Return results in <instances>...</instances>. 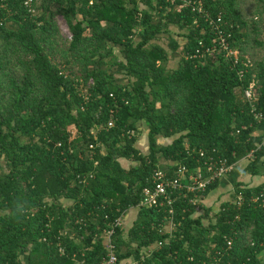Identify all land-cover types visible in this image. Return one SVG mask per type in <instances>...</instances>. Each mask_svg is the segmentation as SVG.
I'll use <instances>...</instances> for the list:
<instances>
[{"label": "trees", "instance_id": "obj_1", "mask_svg": "<svg viewBox=\"0 0 264 264\" xmlns=\"http://www.w3.org/2000/svg\"><path fill=\"white\" fill-rule=\"evenodd\" d=\"M25 1L0 0V264H100L104 232L136 208L152 174L193 169L187 150L216 149L229 164L245 159V174L264 173V0H30L33 13ZM192 6L219 18L239 61L249 59L242 76L218 48L202 56L214 36ZM252 78L259 123L243 100ZM140 124L146 154L135 146ZM215 184L200 204L177 198L171 221L167 208H140L126 235L114 228L115 264H259L264 208L230 202L211 215L203 200ZM261 187L237 184L234 197Z\"/></svg>", "mask_w": 264, "mask_h": 264}, {"label": "built area", "instance_id": "obj_2", "mask_svg": "<svg viewBox=\"0 0 264 264\" xmlns=\"http://www.w3.org/2000/svg\"><path fill=\"white\" fill-rule=\"evenodd\" d=\"M24 6L27 7L30 13L34 12V9L30 6V0L24 2ZM191 11L195 14L202 16V18L207 21L208 25L211 27V32H213V38L211 39V45L205 48L206 54H211L217 48L223 52L225 57L231 58L234 65L240 63L244 70H240L237 74L242 76L245 70L250 68L251 63L249 59H241L239 61V53L237 50L230 48L227 39L230 34L224 36V32L221 29L222 24L220 19L217 18L216 21L209 19L208 13L199 6H192ZM219 17V16H218ZM71 36H68L70 39ZM200 46L203 44L199 43ZM198 54V51H196ZM92 82L90 81V84ZM257 81L251 79L247 87L243 90V100L247 102L250 107V113L253 115V119L256 122L262 120V115L255 110L256 103V89ZM114 125V121H109L106 124L107 128H110ZM134 132H129L133 134ZM264 137V133H263ZM264 142V139H263ZM59 146V144H57ZM92 148V146H89ZM187 155L191 156L192 159L196 160V165L193 169L187 168L185 165L178 164L175 167L174 173L169 176L167 171L162 169H157L151 176V184L149 187H145L141 193V199L136 206V210L150 209V208H167V214L169 220L173 215V204L179 197H186L188 194L192 195L190 199L191 204H200L201 195L205 192L207 187L216 183L221 178L231 174L236 166V164H229L227 159L219 155L216 149L211 150H187ZM250 152L249 154H251ZM80 183H84V177L79 179ZM232 204L236 209L241 208L242 205H252L259 206L264 208V184L259 189L257 193L251 194L247 197H244L242 194H237L232 200ZM196 212H200V208L196 207ZM124 216L117 218L113 221L111 229L106 230L103 234L104 239V248L107 251L106 258L100 264H115L117 261L115 254V246L111 240V237L114 232V228H122ZM169 231L172 229L171 223H168L166 227ZM160 245V244H159ZM231 246V239H226V248L229 249ZM145 254L150 255L151 249L145 250ZM131 260H128L126 263H130Z\"/></svg>", "mask_w": 264, "mask_h": 264}, {"label": "crops", "instance_id": "obj_3", "mask_svg": "<svg viewBox=\"0 0 264 264\" xmlns=\"http://www.w3.org/2000/svg\"><path fill=\"white\" fill-rule=\"evenodd\" d=\"M246 164V160L242 159L236 164L231 174L218 180L215 187L206 194L203 206L210 210L211 215L216 214L222 204L232 202L237 184L244 188H255L264 184V173L258 176H250L244 173ZM258 260L259 264H264V251L259 255Z\"/></svg>", "mask_w": 264, "mask_h": 264}, {"label": "rangeland", "instance_id": "obj_4", "mask_svg": "<svg viewBox=\"0 0 264 264\" xmlns=\"http://www.w3.org/2000/svg\"><path fill=\"white\" fill-rule=\"evenodd\" d=\"M142 7V6H141ZM256 20L259 22L260 24V39L264 40V15H261V17H257ZM56 25L60 31V36L62 39L64 40H68V36L70 35L67 27L65 25L64 20L61 17H56ZM173 33L171 35V38L177 40L178 44L180 46H182L185 43V39L183 37H178L177 35H179L180 33L177 32L176 29H173ZM177 33V34H176ZM160 44H167V35H163L160 39ZM181 58V55L178 53L173 59L169 60V62L167 63V67L169 69L175 68L176 65L179 63ZM120 77V76H117ZM138 136H137V142H136V147L139 149V151L142 154H146L148 151V143H147V130L146 127L144 126V124H140L138 127ZM172 141V138L170 139H165V138H158V143L161 145H167ZM122 166L124 167H128L131 164L127 161H123L121 160ZM240 166V165H239ZM245 166V165H242ZM61 203H63L65 206L69 205L68 201L65 200H60ZM136 213L137 210L135 208H131L127 211L124 220H123V225H122V230H123V234L126 235V232L130 229L135 217H136ZM128 261V260H127ZM122 263H126V261H123Z\"/></svg>", "mask_w": 264, "mask_h": 264}]
</instances>
